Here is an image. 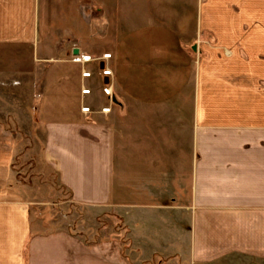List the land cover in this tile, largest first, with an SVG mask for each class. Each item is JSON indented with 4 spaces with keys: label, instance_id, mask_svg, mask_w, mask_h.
<instances>
[{
    "label": "crops",
    "instance_id": "obj_1",
    "mask_svg": "<svg viewBox=\"0 0 264 264\" xmlns=\"http://www.w3.org/2000/svg\"><path fill=\"white\" fill-rule=\"evenodd\" d=\"M36 72L45 162L121 226L34 216L0 122V264H264V0H0V78Z\"/></svg>",
    "mask_w": 264,
    "mask_h": 264
},
{
    "label": "rangeland",
    "instance_id": "obj_2",
    "mask_svg": "<svg viewBox=\"0 0 264 264\" xmlns=\"http://www.w3.org/2000/svg\"><path fill=\"white\" fill-rule=\"evenodd\" d=\"M93 67L96 71V65ZM43 74L36 72L34 76L13 78L20 82L33 80L22 90L10 89L11 80L0 78V122L15 133L17 141L13 172L29 192L35 204L32 213L38 219L64 224L90 240L115 236L121 223L109 215L97 214L93 208L73 203L59 184L54 168L43 158V136L32 110L35 104L30 98L40 91Z\"/></svg>",
    "mask_w": 264,
    "mask_h": 264
},
{
    "label": "built area",
    "instance_id": "obj_3",
    "mask_svg": "<svg viewBox=\"0 0 264 264\" xmlns=\"http://www.w3.org/2000/svg\"><path fill=\"white\" fill-rule=\"evenodd\" d=\"M110 59H111L110 54H103L98 58L97 57H91L90 55H80V56L73 57L72 61L75 63H79L82 66L84 64H87V63H98L99 64V69H98L99 76H101L103 78L110 79L112 77V72L106 64L107 61H109ZM91 77H92L91 71L86 70L85 68H82L81 78L82 79H90ZM100 92L104 97L111 99V97L113 95L112 84H110L109 82L101 84L100 85ZM81 95L83 97L91 95V89L83 87L81 89ZM110 111H111V108L109 106H106V107H102L97 113L107 115L110 113ZM81 113L87 115V114L93 113V111H91L89 106L82 105Z\"/></svg>",
    "mask_w": 264,
    "mask_h": 264
},
{
    "label": "water",
    "instance_id": "obj_4",
    "mask_svg": "<svg viewBox=\"0 0 264 264\" xmlns=\"http://www.w3.org/2000/svg\"><path fill=\"white\" fill-rule=\"evenodd\" d=\"M78 53H79L78 49H74L72 52L73 55H77Z\"/></svg>",
    "mask_w": 264,
    "mask_h": 264
}]
</instances>
